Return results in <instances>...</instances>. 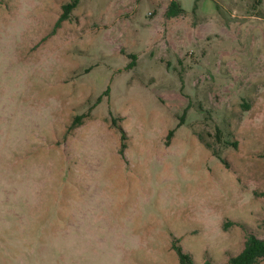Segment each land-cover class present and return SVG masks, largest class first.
Here are the masks:
<instances>
[{
  "label": "rangeland",
  "instance_id": "1",
  "mask_svg": "<svg viewBox=\"0 0 264 264\" xmlns=\"http://www.w3.org/2000/svg\"><path fill=\"white\" fill-rule=\"evenodd\" d=\"M67 1L0 0V264L264 237V0Z\"/></svg>",
  "mask_w": 264,
  "mask_h": 264
},
{
  "label": "trees",
  "instance_id": "2",
  "mask_svg": "<svg viewBox=\"0 0 264 264\" xmlns=\"http://www.w3.org/2000/svg\"><path fill=\"white\" fill-rule=\"evenodd\" d=\"M77 0H69L67 2L62 3L61 8L62 11L59 14V19L67 17L69 15L71 9L76 5ZM184 11L183 7L179 4L178 0H170L167 8L166 15L174 16L182 13ZM113 121H115L113 119ZM120 130L122 131L121 137L122 139L125 137V133L123 129L118 125ZM172 134V130L168 131V136ZM233 144L234 141L232 142ZM121 145L124 146L125 142L122 140ZM217 157L225 162L224 158L220 154H215ZM173 248L175 249L178 260L180 264H199L193 261L191 255L184 251L181 245L173 243ZM264 258V237H259L253 233H248L243 247L236 254L231 255L227 261L225 262H211L205 261L201 264H258L260 259Z\"/></svg>",
  "mask_w": 264,
  "mask_h": 264
}]
</instances>
